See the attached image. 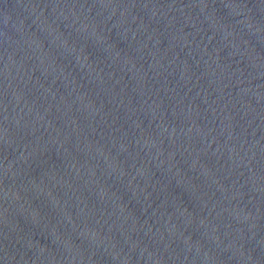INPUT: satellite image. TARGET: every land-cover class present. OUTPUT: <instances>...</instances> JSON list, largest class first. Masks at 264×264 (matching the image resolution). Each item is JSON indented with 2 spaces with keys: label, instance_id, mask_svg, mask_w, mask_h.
<instances>
[{
  "label": "water",
  "instance_id": "water-1",
  "mask_svg": "<svg viewBox=\"0 0 264 264\" xmlns=\"http://www.w3.org/2000/svg\"><path fill=\"white\" fill-rule=\"evenodd\" d=\"M0 264H264V0H0Z\"/></svg>",
  "mask_w": 264,
  "mask_h": 264
}]
</instances>
